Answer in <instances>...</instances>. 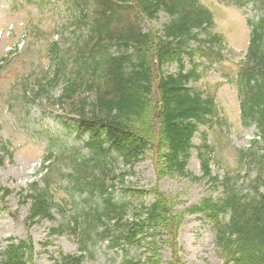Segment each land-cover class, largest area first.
<instances>
[{
	"label": "trees",
	"instance_id": "trees-1",
	"mask_svg": "<svg viewBox=\"0 0 264 264\" xmlns=\"http://www.w3.org/2000/svg\"><path fill=\"white\" fill-rule=\"evenodd\" d=\"M67 1L75 11L69 21L74 33L69 41L50 44L48 53L55 67L48 85L61 75L62 91L54 103L75 118L81 135H87L88 157L79 158L75 150L67 158L72 174L51 172L43 179L44 188L34 184L30 194L19 195L21 204L29 202L26 222L30 226L41 220L52 222L53 210L61 214L49 183L65 177L69 189L87 193L89 200L96 195L99 202L56 225L51 235H77L81 252L91 242L107 241L108 248L121 257L119 264H164L160 249L168 243L175 251L168 264H181L176 240L183 216L174 214L167 196L153 188L152 203L130 209L129 202L114 200L106 183L112 188L123 183L125 175L114 174L118 163L133 170L150 151L160 155L158 161L162 159L167 173L190 177L186 165L191 139L200 126L218 119L217 107L212 95L188 88L200 78L195 68L185 73L180 65L176 75L162 68L174 61L181 64L185 55L219 62V51L187 49L198 33L211 28L212 14L199 0ZM229 4L238 8L250 4L257 16L248 20V49L234 80L241 126L256 131L249 147L237 151L246 186L238 185L239 177L229 173L221 180L212 176L210 160L200 156L203 179L219 185L222 198L204 199L185 212L203 215L212 223L222 264H264V0H230ZM161 13L168 18L162 29L144 32L142 22L156 20ZM209 41L218 39L213 36ZM209 151L202 146V152ZM92 177L94 182L84 181ZM10 193L0 188V200ZM81 222L84 226L77 230ZM133 250L142 251L143 259L131 256ZM33 253L30 240H10L0 264H32ZM83 259V255H59L55 264H82Z\"/></svg>",
	"mask_w": 264,
	"mask_h": 264
},
{
	"label": "rangeland",
	"instance_id": "rangeland-1",
	"mask_svg": "<svg viewBox=\"0 0 264 264\" xmlns=\"http://www.w3.org/2000/svg\"><path fill=\"white\" fill-rule=\"evenodd\" d=\"M228 1L200 0L212 12L214 25L208 32L198 33L187 48L189 51L197 48L220 51V63L209 65L200 57L191 60L185 55L181 64L174 61L162 68L164 73L176 75L180 65L185 73L196 67L202 77L200 81H191L188 88L212 95L217 107L218 119L202 125L191 139L192 148L186 165L190 177L164 171L162 159L158 161L160 155L152 151L133 170L119 164L116 171V175L120 170L130 173L123 183L115 185L116 200L130 202L132 206L147 205L153 201L151 189L155 188L170 200L174 214L183 216L176 240V254L181 264L223 263L221 252L215 246L216 232L212 223L203 215L185 212L204 199L222 198L221 187L203 179L200 156L210 160L212 176H219L221 180L229 173L234 178L239 177L238 185L246 186L237 164V151L247 148L255 137L253 127L245 128L240 124L237 94L232 82L244 60L250 31L247 20L254 11L250 5L237 8L228 5ZM74 12L67 0H0V147L6 146L11 153V156L3 157L0 152V158H3L0 188L11 192L3 200L4 204H0V254L10 238L13 242L30 240L34 251L32 264H55L59 255L79 254L76 237L51 235V229L98 202L97 197L88 200L86 196H71L65 180L59 179L56 181L59 190L54 191L53 200L64 206L63 211L59 214L53 210L52 222L41 220L30 226L26 222L29 202L21 204L19 197L30 194L33 184L42 188L46 168L55 166L56 170L69 174L71 168L61 165V161L67 163L66 157L75 154V150L80 151V158L87 156L83 145L87 137L82 135L75 139L76 122L54 103L61 94L62 83L48 85L54 73V62L48 54L50 43L69 41L72 35L68 22ZM167 21V16L161 13L156 20H145L141 26L144 32L156 33ZM213 36L218 41L210 44ZM37 93L39 96L34 98ZM203 145L208 146L210 153L202 152ZM50 156L58 157L60 164L58 159L57 164L48 162ZM130 191L133 195L128 193ZM227 218L228 215L222 220L225 222ZM171 247L165 243L160 249L164 264L173 261L175 251ZM141 252L133 250L130 255L143 259ZM83 255V264L120 263V256L109 250L106 243L93 244Z\"/></svg>",
	"mask_w": 264,
	"mask_h": 264
}]
</instances>
